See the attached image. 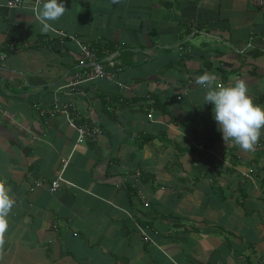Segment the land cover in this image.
Masks as SVG:
<instances>
[{
    "label": "crops",
    "instance_id": "0c3cea01",
    "mask_svg": "<svg viewBox=\"0 0 264 264\" xmlns=\"http://www.w3.org/2000/svg\"><path fill=\"white\" fill-rule=\"evenodd\" d=\"M60 2L45 34L29 0H0V264H264V130L227 146L195 84L244 79L264 107V0ZM80 43L112 79L67 85ZM57 101L97 137L77 142Z\"/></svg>",
    "mask_w": 264,
    "mask_h": 264
},
{
    "label": "clouds",
    "instance_id": "9594fccd",
    "mask_svg": "<svg viewBox=\"0 0 264 264\" xmlns=\"http://www.w3.org/2000/svg\"><path fill=\"white\" fill-rule=\"evenodd\" d=\"M117 3L118 0H112ZM66 8L60 0H36L33 8L41 32L54 30L50 21L59 20ZM214 73L204 72L195 78V84L206 89L205 102L213 105L214 120L227 146H238L244 152L255 150L264 130V107L256 104L248 94L244 79H236L227 85L217 86ZM15 200L5 182L0 181V249L5 244L8 219Z\"/></svg>",
    "mask_w": 264,
    "mask_h": 264
},
{
    "label": "built area",
    "instance_id": "2783aa9c",
    "mask_svg": "<svg viewBox=\"0 0 264 264\" xmlns=\"http://www.w3.org/2000/svg\"><path fill=\"white\" fill-rule=\"evenodd\" d=\"M32 3L33 8L36 6V0H29ZM28 2V0H6V6L9 8L19 7ZM58 34V40L62 42L66 34L61 31H56ZM80 57L82 62V70L75 73L74 78L67 83L69 87L75 86L77 84L92 81L97 78L112 79V72L107 69V66L99 60L96 51L93 47L86 43L79 44ZM110 63L113 65L115 61L111 58ZM150 103H153L154 99L150 96H146ZM123 97L120 96L118 101H122ZM110 108V106H108ZM50 113L63 112L66 115L67 123L69 126L73 127L77 131V142H82L83 140H94L100 128L95 125H90L88 123H78L77 118L79 112L77 108L69 102H55L48 108ZM68 163V157L64 159L62 167ZM63 180L61 175H58L51 182V190H54L59 185V181ZM146 239V238H145Z\"/></svg>",
    "mask_w": 264,
    "mask_h": 264
}]
</instances>
